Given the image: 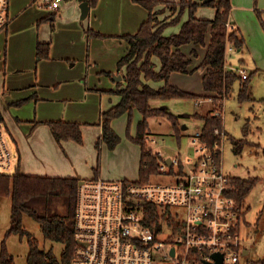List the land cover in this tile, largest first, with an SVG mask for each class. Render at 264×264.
<instances>
[{"label": "rangeland", "instance_id": "1", "mask_svg": "<svg viewBox=\"0 0 264 264\" xmlns=\"http://www.w3.org/2000/svg\"><path fill=\"white\" fill-rule=\"evenodd\" d=\"M70 2L72 1L65 2L62 5L57 16V22L60 20V14L62 11L64 12L67 4ZM30 3L31 0H10V18L12 20L13 17L19 16V20L16 22L17 24L15 26L10 27L8 32L0 35V104L4 109L3 112L6 119V122L3 123L2 126L5 132H7V141L11 153L15 158V164H17V160L19 159V154L11 137L13 136L16 142L18 141L17 138H21L28 146L34 135V129L29 125H38L37 122L45 117L42 113L43 109H45L44 107L49 105L51 101L59 102L60 104L68 103L64 102L63 99L69 96L73 101H77L72 102L73 106L80 108L83 107L81 106V101L84 98L80 94L81 89L82 93H84L86 92V87L95 88L98 86L109 88V86H113L114 84L111 80L100 78V76L97 75L103 67L96 66L95 64L97 63L92 64L90 62L89 55L92 53L91 50H93L90 46V38H88L89 41L87 40L86 43L80 40V36L78 39H76L75 36L73 43L68 42L67 32L64 27H62L64 30L57 36V40L54 42L53 54L51 53L52 55H50L49 60H45L48 62L44 61L37 63L36 47L39 39H42L40 35H42L43 32V36L49 33V36L52 35L49 39H52L58 25L54 22L50 24L52 26L41 27L39 33L38 24L40 23L35 21L36 23L33 24V20L38 19L42 14L37 12L38 9L36 6L32 8L29 7ZM252 6L254 10L255 8L260 9L259 0H257V5L256 0H253ZM200 7H202L204 12H216V8L213 6L202 5ZM24 10L29 12L27 13ZM166 11H168V15L169 13L171 14L164 17L162 21L160 20L162 18H157L158 23L163 24L169 22V19L171 21L178 15V11L172 8ZM23 12H25V14H23ZM261 16L264 22V12H262ZM259 24L263 30L262 41L253 40L249 50H245L244 52H238L233 48L231 49L232 46L229 45L226 53V64L231 66L238 74L240 70H245L247 75L251 78L252 89L250 92L251 99L241 102L239 98L241 88L238 82L234 85L231 94L225 101L223 123L228 133V138H226L222 147L223 168L225 172L233 177H257L260 179V182L247 198L244 207L246 216L245 220L243 218L240 228L242 239L241 264H252L255 261L264 259V72H255L257 71L256 67H264V27L261 21H259ZM87 27L88 24L85 25L86 30ZM197 48L202 49L201 46ZM186 51H188V48H186ZM189 55H192L194 59L197 58V56L195 54L193 55L191 52ZM196 60L197 59L194 61ZM72 64H75V66L71 67ZM90 64L92 65L91 70L87 71ZM201 64L197 63V65H195L194 63L195 67ZM199 68L200 66L191 70V72L199 73L203 69L200 68L199 70ZM34 84H39V86L34 87L38 89L40 91L39 94L43 96L41 97L38 94L39 100L41 98L38 103L42 104V106L37 107L35 101L30 103L28 101L22 106L10 105L7 107L6 102L11 103L16 100L23 101L31 96L34 91L29 93L31 88L28 87ZM199 86V93L194 90L187 92L206 96L207 94L201 80L196 78V80L191 83L190 88H198ZM178 88L186 91L181 87ZM8 89L10 91L9 97L7 92ZM4 90H6L7 94H4ZM69 92L72 93L68 95ZM43 99L45 100L42 101ZM90 103L91 102H89L88 105ZM154 105L158 106V103L156 102ZM162 105L166 106L169 111L176 116L198 114V117L181 119L182 125H185L187 129L183 132L184 137L180 142L174 134L172 123L166 117L150 119L148 132L156 134L160 140H164V142L160 144L163 155L165 158H172L176 156L179 149H181V151L187 150V142L192 140V136L202 131L204 126L203 118L210 111L215 109V105L213 102H210V99L202 100L201 106L194 100L184 99L168 100L164 103L162 102ZM93 116L94 114L91 115V117ZM118 121L117 128L121 126L124 132V137L121 138V142L125 140V142L128 141L131 144L126 148L125 153L122 152L123 154L119 153L116 156L106 155L104 157L101 152L97 150L96 144H94L97 154L95 169L100 165V172L103 171V167L105 172H114L117 174L127 172L128 168H134L135 164L129 158V153L130 157L140 153L139 162L141 161V146L128 138V117L120 118L117 122ZM137 122L138 118L134 117L131 125L132 136H137ZM234 139H246L248 141L242 149V154L236 153ZM102 146L105 145L103 144ZM34 160L35 159H31V163H29L33 164ZM139 166L140 163H138L136 175L118 180H128L131 182L139 181ZM15 167L16 166L9 171L0 169V173L13 174L15 172ZM44 177L50 176L45 174ZM94 177L95 171H93L92 178L85 177L83 180H91ZM116 177L123 178L122 176ZM104 178L105 177H103V179ZM153 182L168 183L170 180L166 178H156ZM11 209V199L9 197L0 198V253L2 246L6 245L8 253L13 257L14 264H27L30 251L28 238H21L18 234L8 235L11 225ZM176 212L177 210H174L173 214ZM23 225L25 230L39 241L42 249L46 251L53 249L54 254L57 257L60 256L62 245L46 240L41 225L34 218L26 215L23 219ZM245 251L249 253L244 254Z\"/></svg>", "mask_w": 264, "mask_h": 264}, {"label": "trees", "instance_id": "2", "mask_svg": "<svg viewBox=\"0 0 264 264\" xmlns=\"http://www.w3.org/2000/svg\"><path fill=\"white\" fill-rule=\"evenodd\" d=\"M78 1L89 2L91 9L96 8L99 2V0ZM205 1L201 0V3H196L194 0L168 2L167 4L173 10L178 11V15L175 19L160 24L157 21L158 11L156 8L165 3L163 0H133L148 10L149 16L136 34L122 37L129 45V49L118 62V73L125 71V74L122 81L118 82L116 91L105 92L117 94L121 100L111 109L101 113L99 124L102 127V135L96 143V148L101 152V146L106 144L109 150L116 149L121 142V137L113 129L112 124L115 120L127 115L129 119L128 138L140 145L142 149L139 171L141 183L150 182L151 176L156 173L158 168L157 160L145 152L144 138L151 134L148 132L150 119L166 117L172 123L174 134L180 142L184 137L181 119L198 117V114L176 116L166 106H155L154 103L172 99L194 100L196 102L210 99V102L214 103L215 109L203 118L202 141L213 148L221 143V138L215 134L216 129L225 131L228 138V133L224 128L223 113L225 101L231 94L234 85L238 82L240 84L239 98L241 102L251 99L250 76L244 80L237 71L228 68L226 65V53L229 45L239 52H243L246 46L241 31L235 28L229 31L227 27L232 12L231 0ZM202 5L216 8V16L213 20L196 17V12ZM58 13L52 14L50 20L54 21ZM186 13L188 19L183 22ZM261 14V11L257 9L259 21L264 27ZM181 23L179 33L165 36L164 33L167 28L178 26ZM209 36L211 39L207 45ZM88 37L90 39L102 38L103 35L88 29ZM189 44L207 47L205 58L200 65V68L206 70L203 77L206 96L188 93L169 83L173 73H191L193 59L181 50L183 46ZM50 55L51 43L37 44L36 58L38 62L49 59ZM153 57L160 59V71H156ZM104 74L111 78L114 77V74L110 72ZM144 80L164 81L166 84L160 89H154ZM28 101L29 99L13 104L22 106ZM136 112L142 116V120L138 124L137 136L133 137L131 125ZM3 123H5V118L0 108V124ZM37 124L47 125L60 145L66 141H74L78 144L84 142L81 123L45 121L37 122ZM247 142L246 139H234L237 154H242V149ZM99 176L100 165L95 169L93 179H97ZM81 181L83 180L71 177L27 175L22 173L20 162L13 174L0 173V198L9 197L12 202L11 225L8 235L18 234L21 238H28L30 251L27 264H71L77 246L75 239L76 207ZM259 182L260 179L257 177L234 178V184L237 187L235 198L242 208L245 207L247 198ZM153 212L157 215V209H154ZM26 215L34 218L41 225L46 240L62 245L59 257L54 254L53 249L49 251L42 249L39 241L25 230L23 219ZM241 216L242 220L243 218L245 220L246 212H243ZM0 264H14L13 257L8 253L6 245H3L1 249ZM238 264H241V261ZM252 264H264V259Z\"/></svg>", "mask_w": 264, "mask_h": 264}, {"label": "built area", "instance_id": "3", "mask_svg": "<svg viewBox=\"0 0 264 264\" xmlns=\"http://www.w3.org/2000/svg\"><path fill=\"white\" fill-rule=\"evenodd\" d=\"M42 1L54 13L66 2ZM10 22V0H0V35ZM227 27L234 29L230 23ZM239 75L248 78L245 70ZM215 134L219 145L212 148L202 141L201 131L172 158L163 155L164 140L146 135L145 152L158 162L148 183L100 177L81 181L71 264H207L217 252L224 254V264H238L245 211L235 198V177L222 164L227 135L219 129ZM6 135L0 125V169L9 171L15 159ZM156 178L170 182L154 183Z\"/></svg>", "mask_w": 264, "mask_h": 264}, {"label": "crops", "instance_id": "4", "mask_svg": "<svg viewBox=\"0 0 264 264\" xmlns=\"http://www.w3.org/2000/svg\"><path fill=\"white\" fill-rule=\"evenodd\" d=\"M163 1L165 3L161 4L156 8V11H158V18H162L160 19L161 21L164 19V17H167L171 14L169 13L168 15V11H166L171 8L167 3L179 2L178 0ZM82 2L84 1L73 0L72 2L68 3L70 5L67 4L66 9L64 10V12L62 11L61 13L62 15L60 14V20L57 22L58 14L56 15L54 21L50 20L52 14L55 13L48 9V7L43 3L42 0H31L29 7L32 8L33 6H36L38 9L37 12H40L42 14L40 16L41 18L38 17V19L33 20V24H35L36 22L40 23L38 24L39 33L41 27L52 26L50 24H53L54 22L58 25L56 31L53 34L52 39H49L50 37H52V35L49 36V33H46V35L43 36V32L42 35H40V37L42 36V39H39L38 43H51V53L53 54L54 42L57 40V36L64 29L67 32L68 42L71 43H73V41L75 40V36L76 39H78L80 36V40L85 41L87 43V40L89 41L88 29L100 33L104 36V38L94 37L89 41L90 46L93 49L91 50L92 53H90L89 59L92 64L97 63L95 64L96 66L103 67L97 75L100 76V78H107V80H111L114 84L113 86H109V88L98 86H96L95 88L86 87V92L84 93H82L81 89L80 94L84 98L81 101V106L83 107L80 108H76L73 106L72 102H75L76 100L73 101L72 98H70L69 96L68 98L63 99L64 102L68 103L62 104H60L59 102H53L48 98L51 103L44 107L45 109H43L42 113L43 115H45V117H43V119H40L38 122L40 123L45 121H65L81 123L83 125V144H78L74 141H66L63 142L62 145H60L55 140L50 128L45 124L29 125L31 126V128L34 129V135L31 138L30 144L28 146L25 142H23L21 138H17L18 141L16 142V140L10 134L12 136L11 139L14 141L19 154V159L17 160V164H15V166L17 167L20 162V169L22 173L27 175L44 176L45 174H47L50 177H71L79 178L81 180L85 179V177H93V171H95V166L97 163V154L96 149L94 148V144L97 143V139L99 140L102 135V127L99 124L101 113L111 109L113 106L117 105L121 100L119 95L105 92L116 91L118 89V81L115 80V77H123V75L125 74V71L118 73V62L128 52L129 49V45L126 43V41L122 39V37L124 35L136 34L139 31L141 25L145 21H147L149 16L148 10H146L141 5L136 4L135 2H133V0H99L97 7L94 9H90L87 18L82 19V11L80 8ZM194 2L201 3L200 0H194ZM231 3L232 12L230 16V24L234 26L235 29H239L241 31L246 43L244 51L249 50V47L252 45L253 40H263V30L261 29V26L258 21L259 19L257 15V8H255V10L253 9V0H231ZM259 7L261 10H258H260L261 13L264 12V0H259ZM24 11H26L27 13L29 12L27 10ZM23 14H25V12H23ZM215 15V11L204 12L202 7H199L196 12V17L201 19L213 20L215 18ZM18 17H13L10 22L9 28L7 29V32L10 30V27H13L17 24L16 22L19 20ZM187 19L188 14L186 13L183 18V22L187 21ZM182 23L178 26H172L167 28L164 33L165 36H170L179 33L181 30ZM86 24H88L87 30L85 29ZM62 27H64V29H62ZM210 39L211 38L209 36L207 38V45L209 44ZM197 47L198 46L189 44L181 48V50L190 58L194 59L192 55H189L190 52L193 55L195 53V55L197 56V58H195L197 60H193L191 70L196 69L200 66L199 65L195 67L197 63H202L207 52V47L201 46L203 51L201 48ZM186 48H188V51H186ZM44 61L45 60L39 62L37 61V63H41ZM153 62L156 64V71H160V59L158 57H153ZM74 66L75 64L71 65V67ZM91 67L92 65L90 64V67L87 68V71L91 70ZM227 67L231 68V66L229 65H227ZM263 68L256 67V70L258 72H264ZM106 72L113 73L114 77L111 78L106 76L104 74ZM205 72L206 70L202 69L199 73H173L169 79V83L173 86L181 87L182 89L186 90V92L194 90L199 93L200 86L198 88H190V86L191 83L196 80V78L198 80H201V82L203 83V77L205 75ZM144 82L154 89H160L166 84V82L164 81L155 82L144 80ZM34 86H39V84H34L28 87L31 88L29 90V93L32 91H34V93L31 96L27 97L25 100L29 99V103L35 101L37 107H40L42 106V104L38 103L41 100V98L39 100V95L41 97L43 96L42 94H39L40 91ZM7 92L9 97V89L7 90ZM71 93L69 92L68 95H70ZM4 94H7L6 90H4ZM11 98L14 99L13 97ZM44 100L45 99H43L42 101ZM18 101L20 102L22 100H16L13 102L17 103ZM13 102H6L7 107L10 105H14ZM89 102L91 103L88 105ZM157 103L158 106L162 105V102ZM0 108L3 112L4 109L1 104ZM92 114H94L93 117H91ZM123 117L128 116L124 115L120 118ZM134 117L138 118V132V124L142 120V116L138 112H136ZM117 120L113 122L112 127L116 131V133L120 135L121 138H123L124 132L121 126L120 128H117V124L119 123V121L117 122ZM133 137L135 136L133 135ZM126 142L125 140H122V142H120V144L113 151L109 150L108 147H106L107 145L104 144L105 146H102L101 150L102 156H116L119 153H125L126 148L131 144L130 142ZM128 156L131 161L135 164L134 168H128L127 172H121L117 174L114 172L107 173L105 172V169L103 167V171L100 172L99 177H105L104 179L106 180H118L136 175L138 163L141 162H139L140 153L134 155L133 157H130L129 153ZM31 159H35L33 164H30ZM116 176H122L123 178H118Z\"/></svg>", "mask_w": 264, "mask_h": 264}, {"label": "water", "instance_id": "5", "mask_svg": "<svg viewBox=\"0 0 264 264\" xmlns=\"http://www.w3.org/2000/svg\"><path fill=\"white\" fill-rule=\"evenodd\" d=\"M208 1H211V0H206L205 2H208ZM80 8L82 11L81 18L82 19L87 18V16L89 15L90 9H91L89 2H82ZM122 79H123L122 76L115 77V80L118 82L122 81ZM186 129H187V127L184 125L183 131ZM80 183H82V182H80ZM173 253H174V250H173L172 254ZM244 254H248V251H246ZM212 259L214 262H209L207 264H224V254L223 253H220V252L214 253L212 256Z\"/></svg>", "mask_w": 264, "mask_h": 264}]
</instances>
